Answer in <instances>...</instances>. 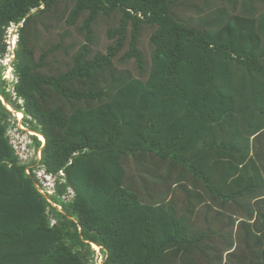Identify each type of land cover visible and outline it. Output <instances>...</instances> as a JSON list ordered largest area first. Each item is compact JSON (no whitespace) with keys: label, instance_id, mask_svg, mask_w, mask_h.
<instances>
[{"label":"trees","instance_id":"16d2710c","mask_svg":"<svg viewBox=\"0 0 264 264\" xmlns=\"http://www.w3.org/2000/svg\"><path fill=\"white\" fill-rule=\"evenodd\" d=\"M11 24L0 264H264V0H0V58Z\"/></svg>","mask_w":264,"mask_h":264},{"label":"rangeland","instance_id":"374dc122","mask_svg":"<svg viewBox=\"0 0 264 264\" xmlns=\"http://www.w3.org/2000/svg\"><path fill=\"white\" fill-rule=\"evenodd\" d=\"M101 27H104V24H102ZM2 63H3V65H5L6 68H8V66L5 64V62H2ZM4 78L7 80H10V81H13V75L9 69H7L4 72ZM14 115H15V119L17 120V122H16L17 125L13 126V122L11 121L12 122L11 129H9V131L7 132V136L10 139V143H11L12 147L15 149L16 155H18L21 159L24 160V158L26 159L27 157L33 156V150L29 149L26 146L29 142H31L29 137L34 135V133L29 131L28 128L23 125V115H22L21 119L17 116V114H14ZM38 138H39V136H38ZM39 140L43 141L40 138H39ZM41 180H42V178H41ZM99 256H101V255H98L97 259H99Z\"/></svg>","mask_w":264,"mask_h":264},{"label":"built area","instance_id":"2783aa9c","mask_svg":"<svg viewBox=\"0 0 264 264\" xmlns=\"http://www.w3.org/2000/svg\"><path fill=\"white\" fill-rule=\"evenodd\" d=\"M17 27H18L17 25L11 24L9 26V28L7 29V32H6V36H5V45H6V49H7V54H6V59H5L6 62H10L14 57L13 52L15 50L16 43H17V34H16ZM38 158H39V154H38ZM37 173H36L37 178L38 177L42 178V180H41V178L40 179L38 178V179L41 181L43 186L46 187V189L51 193L53 186H54L52 176L45 174L43 171H38ZM94 248L98 254V248L97 247H94ZM101 263H102V258H101V256H99L97 264H101Z\"/></svg>","mask_w":264,"mask_h":264},{"label":"clouds","instance_id":"9594fccd","mask_svg":"<svg viewBox=\"0 0 264 264\" xmlns=\"http://www.w3.org/2000/svg\"><path fill=\"white\" fill-rule=\"evenodd\" d=\"M14 53V52H13ZM6 54H7V49H6ZM6 54H5V56L3 57V58H0V67H5V65H3V63L2 62H5V64L8 66V68H6V70L7 69H9L10 70V72H11V66H10V64H11V62H12V60L10 61V62H6L5 61V59H6ZM14 58V57H13ZM5 70V71H6ZM12 73V72H11Z\"/></svg>","mask_w":264,"mask_h":264},{"label":"bare ground","instance_id":"6f19581e","mask_svg":"<svg viewBox=\"0 0 264 264\" xmlns=\"http://www.w3.org/2000/svg\"><path fill=\"white\" fill-rule=\"evenodd\" d=\"M17 116L21 119L22 118V114L21 113H17ZM39 138L41 139V140H44L41 136H39ZM95 247V246H94Z\"/></svg>","mask_w":264,"mask_h":264},{"label":"water","instance_id":"95a60500","mask_svg":"<svg viewBox=\"0 0 264 264\" xmlns=\"http://www.w3.org/2000/svg\"><path fill=\"white\" fill-rule=\"evenodd\" d=\"M34 135H36V136H40V135H38V134H35V133H34ZM43 142H44V140H43Z\"/></svg>","mask_w":264,"mask_h":264}]
</instances>
